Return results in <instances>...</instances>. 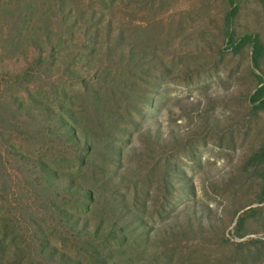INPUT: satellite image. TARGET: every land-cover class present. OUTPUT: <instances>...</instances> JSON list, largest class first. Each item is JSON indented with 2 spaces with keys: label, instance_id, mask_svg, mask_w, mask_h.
<instances>
[{
  "label": "rangeland",
  "instance_id": "374dc122",
  "mask_svg": "<svg viewBox=\"0 0 264 264\" xmlns=\"http://www.w3.org/2000/svg\"><path fill=\"white\" fill-rule=\"evenodd\" d=\"M243 35L264 0H0V264H264Z\"/></svg>",
  "mask_w": 264,
  "mask_h": 264
},
{
  "label": "trees",
  "instance_id": "16d2710c",
  "mask_svg": "<svg viewBox=\"0 0 264 264\" xmlns=\"http://www.w3.org/2000/svg\"><path fill=\"white\" fill-rule=\"evenodd\" d=\"M240 39H241V43L239 45L240 47L245 44L250 45L253 54L252 57L253 63L257 65L259 59L262 57L264 52V47L261 41L259 40L258 37H251V35H243L241 36ZM261 84L262 86L252 95L251 101L253 103L259 102L261 103V106H264V84L263 83Z\"/></svg>",
  "mask_w": 264,
  "mask_h": 264
}]
</instances>
